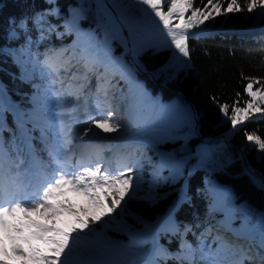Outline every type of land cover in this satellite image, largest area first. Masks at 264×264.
<instances>
[{
  "label": "snow or ice",
  "instance_id": "snow-or-ice-1",
  "mask_svg": "<svg viewBox=\"0 0 264 264\" xmlns=\"http://www.w3.org/2000/svg\"><path fill=\"white\" fill-rule=\"evenodd\" d=\"M45 2L48 7L43 11L10 21L13 27L7 40L23 37V43L18 47L0 46V56L10 57L19 70L18 77L13 78L32 88L30 95L23 94L30 107H21L0 84V232L4 233L0 264H10L12 256L24 264H167L169 260L176 264H244L251 260L248 249L220 233L209 243L211 227L198 236L192 225L181 227L175 212L191 199L186 188L179 190L174 205L153 225L144 224L128 211V201L154 204L163 198L155 191L158 186L176 184L184 177L192 156L186 151L187 140L197 134L200 120L193 104L179 96L168 105L151 96L136 78L137 70H143L138 57L149 48L155 52L170 50L169 60L153 77L163 74L166 83L178 80L191 66L190 39L206 31L201 26L244 10H259L257 15L264 19V0H246L243 4L240 0H200L199 6L196 0H94L95 27L87 30L80 22L93 9L88 0L69 4L67 14L62 13L57 0ZM49 17L61 23L53 24ZM53 34L57 39L67 35L75 38L57 47L51 40ZM114 43L123 49L120 55L115 54ZM116 76L128 85V94L122 92L121 100H132L125 105L126 122L112 103ZM242 78L247 81L243 86L247 99L242 100L240 92L231 104L210 98L222 117L221 123L230 124L225 139L250 120L264 119V78ZM156 110L178 111L181 119H161L154 115ZM8 114L12 115L13 127L9 126ZM6 132L10 134L8 139ZM244 135L264 152V138L248 131ZM97 139L110 142L93 143ZM177 140L184 141L180 148H161ZM34 141L41 145L39 149ZM224 146L223 140L202 144L188 175L196 168L223 170L231 163L230 156L225 162L217 158V151ZM146 149L152 150L155 161L146 155ZM145 160L152 166L146 189L142 187ZM165 170L168 175H164ZM246 172L264 190V176L257 177L250 168ZM206 190L212 196L209 213H225L219 223L226 231L237 240L258 238L259 248L264 249V210L254 209L247 202L237 206L231 189L214 181H206ZM68 192L85 197L89 207L77 208L66 198ZM118 209V215L113 216ZM237 212L242 213L241 224L233 228ZM33 213L50 223L34 220ZM65 213L74 220L67 228L58 227L57 218ZM125 215L143 224V230L131 229ZM110 229L125 232L129 242L112 240L107 235ZM189 232L196 237L195 246L185 239ZM161 234L178 236L179 249L170 252L160 245ZM8 240L12 242L11 253L5 243ZM149 241L152 247L146 248ZM260 261L264 264V256Z\"/></svg>",
  "mask_w": 264,
  "mask_h": 264
},
{
  "label": "trees",
  "instance_id": "trees-1",
  "mask_svg": "<svg viewBox=\"0 0 264 264\" xmlns=\"http://www.w3.org/2000/svg\"><path fill=\"white\" fill-rule=\"evenodd\" d=\"M88 2L93 4V9L87 13V18L80 22L81 27L85 30L89 27H95V3L94 0H88ZM196 2L199 6L200 0H196ZM240 2L243 4L246 0H240ZM78 3L79 0H57V6L60 7L64 14H67V6L69 4L75 6ZM47 7L45 0H0V46L18 47L23 43V37L20 40H7V33L13 27L10 23L11 20L18 22L21 18L31 17L34 13L43 11ZM250 14L252 13L244 10L235 14H228L227 18L220 16L214 21L207 22L205 26L209 31L232 25L238 27L241 25L242 17ZM48 19L53 24L59 25L61 23L55 17H49ZM210 24L211 27H209ZM60 30L62 31L63 29L61 28ZM199 30L194 29L193 31L197 32ZM32 36L33 38L36 37L35 30H33ZM74 38V35H67L62 39H57L53 34L51 40L53 44L58 45L70 43ZM189 44L192 50L190 68L182 72L178 80L167 83L164 81L163 74L158 78H154L153 74L169 60L170 50L164 49L160 52H155L154 49L149 48L138 57L143 69L148 71L151 77L138 72L136 76L151 96L157 98L164 105L171 104L178 96L182 101L193 104L200 114V127L197 134L192 135L187 140L186 151H190L192 156L185 167L184 177L176 184L167 183L158 186L157 194L163 198L158 199L152 205L144 200L128 201V211L143 220L144 224L153 225L158 218L164 216L174 205L180 194L179 190L186 188L191 199L189 202L179 206L175 212V219L181 227L184 224L192 225L193 232L196 233L199 222L203 220H207L209 224L213 222L211 213H209L208 203V200H212V196L206 190V181H214L222 187L231 189L237 206L247 202L254 209L264 210V190H261L245 174V162L247 161L257 177L264 176V152H260L244 135L245 131H248L264 138V119L250 120L235 130L233 135L225 139L226 135L231 131L230 124L227 122L221 123L222 117L210 99L215 97L221 103L227 102L231 104L237 98V92L241 93L242 100L247 99V96L243 93V86L247 81L242 77L264 78V37L251 38L248 35L206 33L195 39H190ZM44 46L43 44L41 45V50H43ZM113 46L116 49V55H120L123 52L118 43H114ZM125 59L129 60V57L126 56ZM14 75L18 77L19 70L13 64L11 58L0 56V83L6 86L8 95L12 100L20 102L21 107H30L23 94H31V85L21 82L18 78L14 79ZM124 82L128 87L125 80ZM131 103V98H128V104ZM154 115L165 120L179 121L181 119L178 111L160 112L156 110ZM8 123L10 127H13L11 114H8ZM4 135L6 139L10 136L7 132ZM212 139H215V141L209 143L210 145L220 140L224 141V148L218 150L216 155L222 162H225V157L230 156L231 163L226 164L223 169V171L225 170L224 172L209 173L205 170L195 169L192 170L191 175H188L191 166L197 163L195 153L204 144L203 140ZM33 143L37 149L41 147L38 141ZM182 144H184V141L177 140L174 144L168 143L162 145L161 148L164 150L178 149ZM241 149L245 153V158L240 151ZM41 155L46 158L45 154L41 153ZM156 159L157 157L153 154V160L155 161ZM164 175H168L167 170H165ZM212 215L218 222L225 219L223 211L212 213ZM241 215L242 213L240 212L236 213V218L232 221L233 228L240 227ZM72 221L73 219H70L68 223L71 224ZM124 221L133 230L142 231L144 228L143 224L133 219L130 215H125ZM96 227L99 226L96 225ZM107 234L112 240L125 244L129 242V237L125 232L110 229ZM185 239L194 246L197 243L196 237L191 232L187 234ZM158 242L170 252H176L179 249L180 240L178 236L161 234L158 237ZM151 247L152 243L149 241L146 244V248ZM18 264H24V262L21 261ZM167 264H176V262L169 260ZM244 264L257 263L255 261H245Z\"/></svg>",
  "mask_w": 264,
  "mask_h": 264
},
{
  "label": "rangeland",
  "instance_id": "rangeland-1",
  "mask_svg": "<svg viewBox=\"0 0 264 264\" xmlns=\"http://www.w3.org/2000/svg\"><path fill=\"white\" fill-rule=\"evenodd\" d=\"M259 10H257L256 12H254V13H252V14H250V15H246L245 17H242V22H241V25H239L238 27H236L235 25H232V26H230V27H225V28H228V31H225V33H228V34H230V35H238V36H240V35H243V34H246V35H249L250 37H263L264 36V19H261L258 15H257V12H258ZM226 18H227V16H225ZM207 23V22H206ZM205 23V24H206ZM253 27L252 29H251V32L252 31H254V30H256V29H258V31H256V32H258V34H251V33H248V32H250V31H237L236 30V28H243V27ZM202 27V29H206V30H208V28L205 26V25H203V26H201ZM224 28V27H223ZM199 31H201V29L199 30ZM61 44H58V45H56L57 47H59ZM126 60V59H125ZM126 61H130V59L129 60H126ZM116 78V80L117 81H119L120 82V80H122V79H120L119 78V76H116L115 77ZM136 78H137V76H136ZM114 86V85H113ZM128 87L126 86V84L125 83H122V92L125 94V96H126V94L128 93ZM121 92V93H122ZM86 94V93H85ZM126 104H127V102H128V100L127 99H125V100H123ZM80 103H83V101H81ZM125 104V105H126ZM124 120H125V122H126V120H127V116L126 115H124ZM96 141L94 140L93 141V143H95ZM146 151V155L148 156V157H152L153 158V152H152V150L151 149H146L145 150ZM150 151V152H149ZM105 156L107 157V156H110V154L109 153H105ZM199 169H203V168H199ZM195 170V169H194ZM151 171H152V166L147 162V160H145L144 161V167H143V170H142V174H147V176H148V179H146L145 180V183L143 184V188L144 189H146L147 188V182L148 181H150L151 179H152V176H151ZM157 189H158V187L155 189V191H156V193H157ZM144 194V192L143 191H141V193H140V195H143ZM66 198L67 199H69V200H71V202L74 204V205H76L77 206V208H79V207H89V201L85 198V197H82V196H79V195H77V194H75V193H72V192H68L67 193V195H66ZM145 201V200H144ZM212 200H208V203L210 204V202H211ZM151 205H152V203H150ZM117 213H119V209L117 210ZM212 214V213H211ZM113 216H116V213H113L112 214ZM32 218L34 219V220H37V219H39L40 220V222L41 223H50L49 221H47V220H44L43 218H41L40 216H39V214L38 213H33L32 214ZM211 218L214 220V225L216 224V223H218L217 222V220L215 219V217L213 216V215H211ZM70 219H73L74 220V217H71V216H69L67 213H65V215L64 216H60L59 218H57V221H56V223H57V226L58 227H61V228H67L68 226H70V224L68 223V221L70 220ZM105 219H108V217H105ZM202 222H205V220H203V221H201V222H199L198 223V225H199V227H197V229H196V234L198 235L204 228H203V224H202ZM253 222H254V220H253ZM99 226V225H98ZM2 235H4V233L3 232H0V239H4L3 238V236ZM108 235V234H107ZM214 236V235H213ZM212 236V237H213ZM229 236H232V235H229ZM211 240L212 239H210L209 240V243H211ZM248 243H253V242H250V241H247ZM5 243H6V245H7V248H8V251H9V253H11V249H12V242L10 241V240H8V241H5ZM244 243H242V244H240V245H243ZM42 249H44V248H46V246L45 245H39ZM255 248L256 247H250V250L248 251V252H250L251 254H253L254 256H256V257H261V256H263L261 253H258L256 250H255ZM11 262H13V263H15V262H17V263H20L21 262V260L19 259V258H17V257H15V256H12V258H11Z\"/></svg>",
  "mask_w": 264,
  "mask_h": 264
},
{
  "label": "water",
  "instance_id": "water-1",
  "mask_svg": "<svg viewBox=\"0 0 264 264\" xmlns=\"http://www.w3.org/2000/svg\"><path fill=\"white\" fill-rule=\"evenodd\" d=\"M105 2L107 3V0H105ZM253 27H243V28H236V30L237 31H250L251 32V29H252ZM225 31H228V28H223V27H220V28H218V29H216V30H213V31H209V30H206L205 31V33L204 34H206V33H219V32H225ZM129 57V59H131L130 58V56H128ZM138 72H140V73H142V74H146V75H148V76H150L151 77V74L148 72V71H146L145 69H143V70H137ZM199 127H200V124H199V121H198V130H199ZM198 130H197V132H198ZM213 141H215V139H212V140H203V142L204 143H212ZM230 146V145H229ZM231 147V146H230ZM241 151V153H242V155L244 156V158H245V153H244V151H243V149H241L240 150ZM250 168V166L248 165V163H247V161L245 162V174H247L249 177H250V175L246 172V170L247 169H249ZM251 169V168H250ZM254 174L256 175V173L254 172ZM257 176V175H256Z\"/></svg>",
  "mask_w": 264,
  "mask_h": 264
},
{
  "label": "bare ground",
  "instance_id": "bare-ground-1",
  "mask_svg": "<svg viewBox=\"0 0 264 264\" xmlns=\"http://www.w3.org/2000/svg\"><path fill=\"white\" fill-rule=\"evenodd\" d=\"M256 31H258V29H256V30H254V31H252V32H250V33H252V34H258V32H256ZM252 38V37H251ZM139 70V69H138ZM92 84H93V86L95 85V79L93 78V81H92ZM86 94H87V91H86ZM85 139H87V138H85ZM96 142L95 143H100V144H106V143H109L110 141H107V140H102V139H97V140H95ZM77 151H79V149H77ZM245 241H249V240H247V239H245ZM238 244H242L241 242H238V241H236ZM244 242V241H243ZM250 242H253V241H250ZM244 245V244H243ZM248 250H250V247H248ZM248 253H250V252H248Z\"/></svg>",
  "mask_w": 264,
  "mask_h": 264
}]
</instances>
